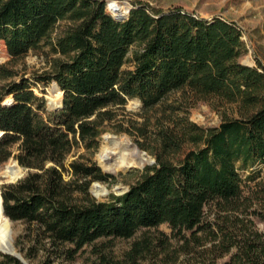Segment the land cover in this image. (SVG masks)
Segmentation results:
<instances>
[{
    "label": "trees",
    "instance_id": "obj_1",
    "mask_svg": "<svg viewBox=\"0 0 264 264\" xmlns=\"http://www.w3.org/2000/svg\"><path fill=\"white\" fill-rule=\"evenodd\" d=\"M0 42L12 59L43 47L63 58L36 78L59 88L62 109L47 112L28 79L0 92V165L14 157L33 170L2 187L5 212L0 197L2 216L35 227L26 260L37 259L43 247L41 264L72 261L99 239H130L140 229L168 224L178 239L174 252L167 236L146 237L110 264L149 258L156 259L151 264H264V233L256 223L264 219V182L256 194L237 166L264 164V67L241 63L247 47L235 23L143 4L120 22L101 0H0ZM133 46H139L134 69L125 70ZM0 74L9 77L1 66ZM180 90L195 100L217 97L236 105L239 116L213 129L181 119L160 130L156 164L126 194L89 199L91 183L111 176L96 164H67L72 149L95 146L112 107L140 99L150 109ZM5 97L14 103L2 104ZM4 257L5 264H24Z\"/></svg>",
    "mask_w": 264,
    "mask_h": 264
},
{
    "label": "rangeland",
    "instance_id": "obj_2",
    "mask_svg": "<svg viewBox=\"0 0 264 264\" xmlns=\"http://www.w3.org/2000/svg\"><path fill=\"white\" fill-rule=\"evenodd\" d=\"M106 4V11L111 16L126 14V11L133 9L138 4L149 5L152 8L161 11H169L175 8H182L184 11L193 13L203 19L212 20L222 18L230 23H235L243 33V40L246 43L247 51L241 57L242 64H250L254 67L262 65L264 67V0H101ZM127 11V12H128ZM63 22L55 32V35L64 29ZM139 46H133L129 54V60L123 69L133 70L132 62L133 51ZM63 59L47 48L30 50L25 56L12 59L8 54L3 42H0V66L3 68L5 75L3 78L0 74V92L3 86L11 82H21L28 79L33 84L35 94L46 102V111L53 112L50 109L48 101L52 96L54 85L41 84L36 82L38 75L52 71L55 60ZM63 101V94L60 96ZM11 97H5L2 101L4 105L13 104ZM113 118L104 122L100 129V136L97 143L92 148H87L85 144L72 149L68 154L66 163L78 161L84 164H96L104 174L111 176L106 182H92L88 190V198L97 202H108L115 197L124 194L127 188L130 189L145 173L146 169L156 164V149L158 147L159 131L178 124L181 119H188L189 122L197 124L204 129L218 128L226 118H235L239 116V110L236 105L222 103L217 97H206L195 100L193 95L186 91L180 90L166 96L157 106L144 109L142 103L135 99H130L125 106L112 107ZM128 138L132 144H136L142 153H146L152 164H146L142 168L122 169L114 173L106 171L100 161V154L108 138ZM17 154V147L12 149ZM148 161V162H149ZM52 164H49L51 166ZM239 173L246 185H249L256 194L264 182V164H258L253 168L241 169L237 165ZM11 167V178H18L17 181H11L10 177H5L4 172ZM8 170V173H9ZM33 170L25 168L14 158L0 165V192L5 185L15 184L24 179ZM66 178H68L66 176ZM99 185L105 187L102 196L96 195L93 186ZM83 200V195H78ZM259 208H263L264 218V200L260 201ZM1 212V210H0ZM1 215V213H0ZM8 219V218H7ZM2 227L0 230V249L3 251H13L20 254L25 260L26 253L33 246V240L36 237L35 227L21 221H11L7 223L4 216L1 215ZM258 229L264 233V219L256 220ZM8 230V238L4 242L3 238ZM169 239L170 251L174 252L178 248V239L173 238L172 229L168 224L160 225L157 228L140 229L130 239H99L94 243L85 246L79 251L72 261L60 259L54 264H110V262L122 261L125 254L132 248L135 242L143 238ZM7 245L4 250L3 246ZM46 248L51 247L50 240L42 241ZM39 247L38 257L33 261L26 260L29 264H41L45 258L46 251ZM160 251V248H158ZM5 254L0 252V264H5ZM162 258V257H160ZM156 259H148L142 264H151ZM223 260L222 262H224ZM158 264H162L161 262Z\"/></svg>",
    "mask_w": 264,
    "mask_h": 264
},
{
    "label": "bare ground",
    "instance_id": "obj_3",
    "mask_svg": "<svg viewBox=\"0 0 264 264\" xmlns=\"http://www.w3.org/2000/svg\"><path fill=\"white\" fill-rule=\"evenodd\" d=\"M127 14L128 12L126 13V15L119 14L118 17L127 16ZM61 95H62L61 92L52 90V96L49 97V100H51L52 105L58 106L61 104V100H60ZM1 135H2V132H0V136ZM99 158H100V161L104 169L110 172L114 171V173L122 169L129 170L130 168H135V167L142 168L149 161L147 155L139 151L138 148L134 144H132L130 140L126 137L121 138V139L108 138L106 140V144L103 146L101 150V154ZM12 169L14 168L13 167L10 168L8 177L11 175ZM12 179H15L14 175L12 176ZM105 191H106L105 187L103 186L95 189L96 195L98 196H102V194ZM1 204H2V198H1ZM2 209H3V205H2ZM4 218L7 220V223H8L9 220L7 219L5 215H4ZM1 223H2V220H1V215H0V230L2 227ZM7 238H8V230L3 238L4 242L7 240ZM10 248L13 250L10 252L13 253L14 249L11 245H10ZM3 249L4 250L7 249L6 244L5 246H3Z\"/></svg>",
    "mask_w": 264,
    "mask_h": 264
},
{
    "label": "water",
    "instance_id": "obj_4",
    "mask_svg": "<svg viewBox=\"0 0 264 264\" xmlns=\"http://www.w3.org/2000/svg\"><path fill=\"white\" fill-rule=\"evenodd\" d=\"M130 12H131V9L128 11L127 16H120V17L112 16V17H113L115 20H117V21L124 22V21H126V20L129 18ZM247 66L254 67V66H252V65H250V64H247ZM53 90L61 92L57 86H54V87H53ZM61 93H62V92H61ZM62 94H63V93H62ZM135 100H136L137 102L141 103V100H140V99H135ZM48 104H49L50 109L55 110V111L60 110V109L63 108V101H61V104L58 105V106H56V105H52L51 100L48 101ZM3 134H4V133L2 132V135H3ZM2 135H1V136H2ZM135 146L138 148L139 151H141V150L139 149V147H138L136 144H135ZM144 154H146V153H144ZM152 163H153V161H149L147 164H152ZM143 167H144V166H143ZM131 169H132V168H130L129 170H126L125 172L130 171ZM8 170H9V167L7 168L6 172H4V176H5V177H8ZM17 179H18V178H16V179H10V180L13 181V182H15V181H17ZM99 187H100L99 185H95V186H93V189H96V188H99ZM129 190H130V189L127 188V189L125 190L124 194H126ZM124 194H123V195H124ZM0 196H1V198H2V192H0ZM2 205H3V209H4L3 198H2ZM4 212H5V211H4ZM7 218H8V217H7ZM8 220H10V219L8 218ZM12 247H13V246H12ZM0 252L3 253V254H5V255L13 256V257L19 259V260H20L21 262H23L24 264H29V263H28V262H27V261H26V260L20 255V254H18V253H16V252H13V253H12V252L2 251V250H0Z\"/></svg>",
    "mask_w": 264,
    "mask_h": 264
}]
</instances>
